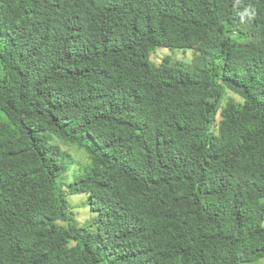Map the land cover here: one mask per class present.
Instances as JSON below:
<instances>
[{"label": "trees", "instance_id": "16d2710c", "mask_svg": "<svg viewBox=\"0 0 264 264\" xmlns=\"http://www.w3.org/2000/svg\"><path fill=\"white\" fill-rule=\"evenodd\" d=\"M263 221L264 0H0V264L257 263Z\"/></svg>", "mask_w": 264, "mask_h": 264}, {"label": "rangeland", "instance_id": "374dc122", "mask_svg": "<svg viewBox=\"0 0 264 264\" xmlns=\"http://www.w3.org/2000/svg\"><path fill=\"white\" fill-rule=\"evenodd\" d=\"M170 56L172 60L175 62L181 63V64H189L192 59V52L191 51H185L182 52L181 50H175L173 52L166 50V49H160L157 50L155 53H153L150 56V59L152 62H155L158 64L160 60L164 56ZM226 100H234L236 102H240V99L234 95L233 93L227 91L224 101ZM216 120H218V116L216 117ZM53 143H57L56 140L52 139ZM62 150L67 152L68 155V162L70 165L69 171L62 175L59 179V182L62 183L64 190H66L67 186L70 182H72L80 170L81 166L85 165L87 163V158L85 154L81 151H76L75 149H67L65 147L60 146ZM67 203L69 206V209L71 210V213L76 221V223L81 226L88 222H91L95 219L97 216L96 212H92L89 210L88 206H85L86 201L88 202V196L86 194H69L67 197ZM96 213V214H95ZM264 225V221H263ZM243 264H264V259L260 260L257 263H243Z\"/></svg>", "mask_w": 264, "mask_h": 264}, {"label": "bare ground", "instance_id": "6f19581e", "mask_svg": "<svg viewBox=\"0 0 264 264\" xmlns=\"http://www.w3.org/2000/svg\"><path fill=\"white\" fill-rule=\"evenodd\" d=\"M15 214V213H14ZM13 217V216H12Z\"/></svg>", "mask_w": 264, "mask_h": 264}, {"label": "clouds", "instance_id": "9594fccd", "mask_svg": "<svg viewBox=\"0 0 264 264\" xmlns=\"http://www.w3.org/2000/svg\"><path fill=\"white\" fill-rule=\"evenodd\" d=\"M167 50V49H166Z\"/></svg>", "mask_w": 264, "mask_h": 264}]
</instances>
